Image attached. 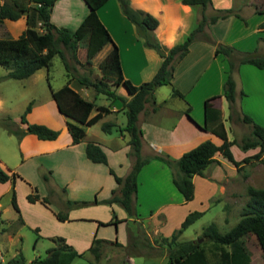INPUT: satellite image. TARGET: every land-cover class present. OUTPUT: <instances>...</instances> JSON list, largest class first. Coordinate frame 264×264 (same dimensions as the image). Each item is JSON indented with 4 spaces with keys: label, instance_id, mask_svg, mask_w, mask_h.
<instances>
[{
    "label": "rangeland",
    "instance_id": "374dc122",
    "mask_svg": "<svg viewBox=\"0 0 264 264\" xmlns=\"http://www.w3.org/2000/svg\"><path fill=\"white\" fill-rule=\"evenodd\" d=\"M4 1L10 0H0V2ZM68 1L70 2V0ZM249 1L231 0L230 2L233 5L232 9L239 7L243 13H246L250 6ZM80 2L81 0H72L69 7H66V11L70 10L69 13L80 17L84 11L82 10L84 5ZM54 14L55 16L56 14L60 15L57 11ZM257 16L263 18L264 26V13H262L243 19L247 26L245 31L236 26L230 29L228 39H233L240 34L241 38L242 35L246 36L233 45L236 51L235 55L244 51H255L258 55H264V43L260 44L257 49V41L264 40V29L256 28V20L259 19ZM73 26L74 23H71L66 27L73 29ZM12 27L9 20L4 19L0 23V36L15 37L14 34L17 33L11 30ZM221 30L222 33L227 31L226 24L221 27ZM228 45L232 46V44ZM106 53V49L101 48L89 61H86L85 49L80 47L77 53L78 61L66 51L70 64L69 71L61 55L56 53L48 66L39 68L25 78L7 77L8 68L0 64V165L9 173L13 170L18 174L14 182V191L19 207L18 212L11 202L13 180L0 181L1 264H5L9 258L19 252L22 253L26 264L34 258L46 256L48 248L55 245L53 238L56 236L64 237L79 252L85 251L81 257H76L70 264H167L169 248L163 238H170L172 233L180 227L185 218L180 216L184 211V206L183 208L177 207L179 213L168 217L158 213L147 218L149 211L142 209V212L138 211L135 215L129 216L120 202L109 201L112 193L108 186L115 185L114 179L109 173L110 168L118 175L123 176L128 171L126 160L130 161L132 166L134 159L130 153L128 152L126 157L121 152L112 154L113 152H110L112 150H108L110 156L108 164L93 163L85 154V146L88 141L106 144L110 143L109 139L119 140L118 137L121 134L119 128L124 126L127 121L124 110L103 115L86 129V135L80 142L81 144L73 145L66 125L68 118L58 111L51 95V89L62 86L69 75H73L71 82L74 85H78L76 77L79 75H87L91 79L100 78L102 75L100 64ZM221 57L226 64L225 70L222 72L223 75L221 73L222 85L224 86L229 73L232 74L235 81H241V86H236V95L238 93L234 103L236 111L231 113L232 110L228 102V107L225 106L224 115L221 118L229 139L240 141L242 138L252 135L251 126L240 119L243 112L264 126V71L241 68L239 72L241 77H238V71L231 70L228 57L223 53H221ZM209 70L202 75L192 94L195 105L200 100L197 93L199 90L210 85L215 89L214 87L220 81L217 80L220 78L217 69L213 67ZM170 83L171 81L159 85L154 90L149 98L153 110L147 114L150 119L166 125H172L173 117H176L172 114L170 117L167 110L171 108V111L174 112L179 107L186 105L183 96L172 93L173 87ZM240 88L244 91L242 95L239 94ZM123 89L125 90L124 85ZM80 93L85 98L94 101L96 105H107L111 102V98H108L104 93L96 94L93 87L82 89ZM237 97L242 99L243 109L240 102L238 106ZM115 101L118 106L122 104L121 99ZM29 103L30 110L26 113L27 121L43 123L57 129L59 134L55 142L70 145L65 146L64 150L60 149L49 153L51 150L48 149L54 146H51L50 141L38 138L30 132L19 136L9 130L25 128L26 123L21 122L20 117ZM244 108L246 110L249 108V112ZM95 111L96 107L91 114ZM105 122L113 123L110 131L103 128ZM124 134L127 133L124 131ZM68 140L69 142H67ZM232 147L233 154L237 159L253 154L259 149L256 147L244 152L237 144H233ZM262 157L264 158V152ZM223 160L225 177H223L220 186H210V183L203 185L199 180L196 181L194 198L191 203L185 205V208L187 207L189 212L200 210L203 211V214L179 234V240L202 238L200 242H205V246L210 248L212 243L202 235L203 229L209 224L215 223L221 232L229 230L239 220L242 207L248 200L247 186L264 187V160L250 159L242 163L239 169L228 159L223 157ZM87 165L100 168V174L96 180L93 179ZM35 190H37L40 199L31 202L27 195L31 192L34 193ZM158 190L160 192L158 197L161 199L167 189L161 186ZM116 193H119L118 188ZM158 197V200H155L156 203L152 202L153 204L150 205L154 207L159 205L158 202L161 200ZM43 198L46 201H43ZM57 213L66 214L67 219H58ZM137 215L142 218V221L136 219ZM117 217H126V223H121L117 232L114 225H104L107 221ZM94 237L106 239L100 245L98 258L94 253L88 251ZM116 239L124 245L116 243ZM245 240L251 253L252 263L264 264V246L259 235L249 233L245 236Z\"/></svg>",
    "mask_w": 264,
    "mask_h": 264
},
{
    "label": "trees",
    "instance_id": "16d2710c",
    "mask_svg": "<svg viewBox=\"0 0 264 264\" xmlns=\"http://www.w3.org/2000/svg\"><path fill=\"white\" fill-rule=\"evenodd\" d=\"M55 1L10 0L0 2V23L5 18L15 20L23 14L26 22L25 29L17 37L0 36V64L8 68L7 77L25 78L39 68L48 66L54 54L59 53L69 71L70 64L67 60L66 51L72 58L78 60V49L82 47L86 52V61H89L106 44H111V48L100 64L102 71L100 78L91 79L87 75L76 77L82 86L93 87L96 94L104 93L108 98L121 99L122 107L119 110H124L127 117L126 124L119 129L121 132L126 131L129 135L128 143L131 146L129 153L134 156V161L130 171L125 176L116 174L110 168V173L114 175V179L119 185V193L117 194V189L114 188L109 201L120 202L129 216L135 215L133 197L137 191V175L140 168L151 157L162 160L170 167L172 181L186 201L194 197L193 176L195 174L203 175L208 166L218 163L219 161L215 157L216 153L219 152L238 169L242 163L250 159L264 160L262 157L264 126L244 112L240 119L251 126L252 135L246 136L240 141L228 139L224 127L220 125L218 129H215V133L222 138L220 143L205 139L178 157H173L167 153H158L148 157L141 155L142 129L138 124V114L154 90L159 85L171 81L176 62L188 52L190 44L198 36L205 35L208 41L216 45V52L223 53L228 57L232 71L235 69L237 71L242 63H250L260 68L264 67L263 55H258L253 51H244L235 55L236 51L233 46L215 42L205 33V27L209 23L231 14L239 16L232 8H215L212 14H207L206 8L212 3V0H182L183 3L198 9L197 25L182 42L171 47H165L154 33L158 25L157 17L142 9L134 8L130 4V0H118L121 12L134 24L137 35L142 38L144 46L153 48L162 57L159 68L151 79L140 84H134L130 79L123 76L118 46L97 14V8L106 0H84L89 11L75 29L57 25L51 20V10ZM243 19L245 20V18ZM72 77L73 75H69L62 86L51 89V95L58 111L68 118L66 125L72 143H78L85 136V126L94 124L104 114L112 110L104 104L96 105L94 101L82 96L70 85ZM120 84L124 85L130 95L129 98L117 92V87ZM223 88L224 97L229 102L233 114L236 111L234 105L236 81L231 73L227 76ZM172 93L183 96V93L176 88H173ZM240 94H244V91L241 90ZM94 107H96V111L91 115ZM29 110L30 103L20 117V121L26 123L25 128L19 130L11 128L9 130L19 136L30 132L41 139H55L59 134L57 129L43 123H29L27 121L26 113ZM208 111L209 107H206V126L211 128L213 126L208 125ZM215 113L217 116L215 118L216 124L220 121V112L215 110ZM112 125V122H105L103 128L110 131ZM233 144H237L243 151L256 147L259 149L253 154L236 159L231 149ZM85 153L94 162L107 163V155L98 142L88 141L85 146ZM16 176L18 174L15 171L12 170L9 173L0 165V181L12 179L14 182ZM247 191L248 200L242 207L240 218L235 225L225 232H221L215 223H211L203 229L202 235L212 243L210 248L205 246V242L201 243L198 239H178L179 234L203 214V211L200 210L190 211L176 232L172 233L170 238H163L169 248L167 264H253L245 236L249 233H257L264 246V187L248 185ZM27 198L34 202L40 199V196L35 190L34 193H29ZM43 201L46 199L43 198ZM11 202L14 209L19 212L14 189L12 190ZM56 217L60 220L67 219L66 214L62 213H57ZM108 222L117 223L118 218L111 219L106 223ZM53 241L55 245L48 248L46 256L34 258L28 264H70L76 257H81L85 253V251L76 250L62 236L54 237ZM104 241L105 239L94 237L88 251L94 253L95 257L98 258L100 245ZM116 243L119 242L116 241ZM5 264L26 263L22 253L19 252L9 258Z\"/></svg>",
    "mask_w": 264,
    "mask_h": 264
},
{
    "label": "crops",
    "instance_id": "0c3cea01",
    "mask_svg": "<svg viewBox=\"0 0 264 264\" xmlns=\"http://www.w3.org/2000/svg\"><path fill=\"white\" fill-rule=\"evenodd\" d=\"M83 1L84 0H81L80 3L84 5L82 6V10L84 11H82V15L80 17H76V14L69 13L71 12L70 10L66 11V7H69V3L72 2V0H70V2L68 0H56L51 10V20L60 26H69L71 23H74L72 28L75 29L89 11V7L85 1ZM230 1L231 0H212V3L206 8V13L211 14L212 11L214 12L215 8H232L233 5H231ZM249 3L250 6L246 13H243L239 7L237 9L234 8L233 10L237 12L239 16L231 14L227 17L219 18L205 27V33H207L215 42L232 44V46L238 40H241L244 37L246 38L245 35H242L241 38L240 34L233 39H228V35L230 29L235 26L240 30L245 31L247 26L245 25L243 18H248L250 15L254 16L264 13V0H250ZM130 4L134 8L142 9L157 17L158 25L155 28L154 33L156 38L165 47H171L179 42H182L190 31L196 27L199 18L198 9L190 4L183 3L182 0H130ZM55 11H57V13L59 12L60 15L56 14L55 16ZM66 14L71 15L67 16ZM97 14L110 32L113 41L118 46L119 60L123 76L130 79V81L134 84H140L143 81L151 79L159 68L162 57L153 48L144 46L142 38L137 35L134 24L121 12L118 0H106L100 7L97 8ZM258 18L259 19L256 20V28L258 30H262L264 29V26H261L263 18ZM5 20H9L10 25L13 26L11 30L13 32L15 31L14 33H17L14 34L15 37H17L26 27L24 14L15 20L8 18H5ZM224 24H226L227 33H222L221 27ZM206 38L207 37L205 35L198 36L190 44L188 52L175 64L170 85L183 93L182 98L185 99L186 105L185 107H179L174 112L171 111V108L167 110V112H169L167 114H169L170 117V114L176 115V117H173L174 122L172 125H166L148 117L147 114L153 110L149 100L146 101L144 108L139 112L138 124L142 129L141 155L143 157L152 156L158 153H167L173 157H178L183 152L189 150L205 139H211L215 143H220L222 141V138L215 133V129H218L220 125H222L226 131L225 125L221 120L224 115L225 106L228 107V101L224 97L222 90L223 77L221 78L226 64L225 60L221 57V53L216 52V45L213 42L208 41ZM263 43L264 40L257 41V49L258 46ZM104 48L107 52L111 48V44H106L103 49ZM213 67L217 69L218 75H220V78L217 80L220 81L218 85L216 84V87H214L215 89H213V86L210 85L204 87L203 90H199L197 93L200 97L198 99L200 100H198L197 105H195L192 99V94L194 93L199 80L202 78V75ZM241 68L243 70L248 68L250 70L257 69V71H264V68H259L253 64L242 63L237 70L238 77H241L239 74ZM240 83L241 81H236V86L238 87L239 85L240 87ZM70 85L79 93L82 89L87 88L82 86L79 82L78 85H74L70 82ZM240 91L241 88L239 89V94ZM117 92L127 98L130 97L126 89H123L122 84L118 85ZM201 92L203 93L201 94ZM236 96H238V93ZM115 100L117 99H111V102L106 105L112 110L111 112L118 111L122 107V104L120 106L116 105ZM236 102L238 103V106L240 102V106L243 109L244 103H242V99H238L237 97ZM206 107H209L208 125L213 126L211 128H207L206 126ZM215 110H219L220 112V121L216 124L215 118L217 116ZM244 110L246 109L244 108ZM246 111L249 112V108ZM89 126H85V135L86 129ZM226 136L229 139L227 131ZM118 138L119 140L116 141L114 139H109L108 141L110 143H99L107 155V163L94 162L88 157L87 158L93 163L108 164L110 161L108 150H112L110 151L111 153L113 152L112 154L121 152L123 156L125 155L127 157L128 152L131 150V146L128 143L129 135L128 133L124 134V132H121ZM55 139H43L50 141L49 143H51V146L54 145L48 149L51 150L49 153L60 149L64 150L65 146L70 145H67V143L57 144ZM81 141L78 143H71L73 145H80ZM67 142H69V140ZM232 146L233 145H231V149L233 150ZM131 157L134 159L133 155H131ZM215 157L218 159V163L208 166L204 170L203 175L195 174L193 176L192 179L195 190L197 180L202 182L203 185H205V183H210V186H220V184H222V179L225 177L223 171V166H225L223 160L224 156L218 152L215 154ZM117 161L119 162V160ZM126 164L128 166V171L125 175L132 167L130 161L126 160ZM87 166L93 179L96 180L98 174H100V168L94 165ZM110 175L114 179V175L112 173H110ZM114 183L115 185L113 187L112 185L108 186L110 187L111 193L114 188L117 189L119 187L115 179ZM161 186H164L167 190L166 194L164 196L162 194L160 199V197H158L160 195L158 188H161ZM157 197L161 200L158 202L160 204L155 207L150 205L152 202L156 203L158 200ZM192 199L188 201L184 199V196L176 188L172 181L170 167L162 160L151 157V159L140 168L137 175V191L133 197L136 213H138V211L140 212L142 209L149 211L147 218H151L158 213L162 214L164 217H168L169 215L179 213L177 207L181 206L183 208L184 206V211L180 215L181 218H183L189 212L187 211L189 209H187V207L185 208V205L187 206L189 202L191 203ZM117 218V223L108 222L104 225H114L115 231L117 232L121 223H126V217ZM136 219L142 221V218L138 215ZM1 221L3 220L1 219ZM115 241L118 240L116 239ZM119 243L124 245L122 242Z\"/></svg>",
    "mask_w": 264,
    "mask_h": 264
},
{
    "label": "water",
    "instance_id": "95a60500",
    "mask_svg": "<svg viewBox=\"0 0 264 264\" xmlns=\"http://www.w3.org/2000/svg\"><path fill=\"white\" fill-rule=\"evenodd\" d=\"M198 240H199V241H201V240H202V238H198Z\"/></svg>",
    "mask_w": 264,
    "mask_h": 264
}]
</instances>
